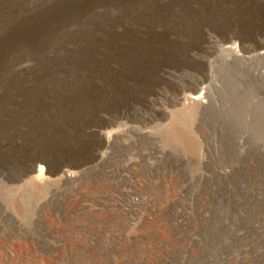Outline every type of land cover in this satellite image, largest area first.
<instances>
[{
	"label": "rangeland",
	"instance_id": "1",
	"mask_svg": "<svg viewBox=\"0 0 264 264\" xmlns=\"http://www.w3.org/2000/svg\"><path fill=\"white\" fill-rule=\"evenodd\" d=\"M0 38V264H264V0H0Z\"/></svg>",
	"mask_w": 264,
	"mask_h": 264
},
{
	"label": "bare ground",
	"instance_id": "2",
	"mask_svg": "<svg viewBox=\"0 0 264 264\" xmlns=\"http://www.w3.org/2000/svg\"><path fill=\"white\" fill-rule=\"evenodd\" d=\"M67 7H65L64 8V13H65V11H66V13L68 12V11H70V8L72 9L73 7H75V4H67L66 5ZM36 25H38V22H39V19H36ZM25 25V23L24 24H22V25H20L17 29L15 28L14 30H12V32L10 33V35H14V36H16V37H19V38H27V36L28 35H30L31 34V31H27V27H25L24 26ZM33 35H34V33H33ZM35 37H37V36H34V38ZM11 43H17V42H15V41H11V40H7V39H3V38H0V69H1V66L3 65V61H4V54L6 53V51L11 47V46H13L14 47V45H12ZM235 49H236V46H235ZM206 99H207V92L204 90V88L202 87L201 88V91L200 90H198V91H196L195 93H190V94H187V95H184V102L186 103L185 105L187 106V107H195L196 105H202V104H205L206 103ZM141 135H143V136H145V137H149L150 136V134L148 133V132H145V131H142L141 132ZM178 135H180V136H182V133H179ZM102 138L108 143V144H110L112 141H113V138L115 139V133L113 132V131H103L102 132ZM41 159H34L33 161H32V163L30 164V166H29V171L30 172H35V174H34V177L35 178H38V179H40V178H42V176L44 175V173H45V166L41 163ZM79 174V171L78 170H72V169H64V170H62L61 171V177L62 178H65V179H74V178H76L77 177V175ZM108 187V186H107ZM91 188V187H90ZM89 188V189H90ZM110 191V190H109ZM113 191H115L116 192V187L115 186H113ZM105 192H103V193H101V194H98L97 196H98V199H97V201H98V203H103V204H105L106 202L107 203H109L107 200H106V193L104 194ZM119 193L117 192V193H115V195H118ZM118 197H119V195H118ZM110 203H112V202H110ZM115 204V203H114ZM117 204V203H116ZM99 205V204H98ZM102 206V205H101ZM105 206H108V208H107V210H105V211H107V213H105L106 214V216H108V217H111L112 218V214H113V212H112V210H113V208L115 209L116 208V206L115 205H113V206H115V207H110L111 205L110 204H108V205H106L105 204ZM100 208H105V207H100ZM99 208V209H100ZM116 209H118V208H116ZM119 211H120V209H118ZM104 211V210H103ZM117 211V210H116ZM121 213V212H120ZM117 214V213H116ZM122 214H123V212H122ZM117 217V216H116ZM115 216H114V218H116ZM119 217V216H118ZM121 218V216L119 217V219ZM116 220V219H115ZM118 220V219H117ZM104 221V220H103ZM107 221V220H106ZM120 221H121V219H120ZM125 221V220H124ZM129 221V220H128ZM127 221V222H128ZM121 222H123V221H121ZM113 223V222H112ZM115 224V223H114ZM123 225H124V223H123ZM122 226V225H121ZM119 229V228H118ZM121 231V230H120ZM122 232H123V230H122ZM120 235L122 234V233H119ZM127 236V235H126ZM129 236V235H128ZM139 236V235H138ZM132 237V236H131ZM118 240V239H117ZM126 240H128V238L126 239ZM119 241V240H118ZM129 241H131V240H128V243H130ZM159 241V240H158ZM121 242V241H120ZM118 243V242H117ZM117 243H116V248H119L118 246H117ZM119 244V243H118ZM121 244V243H120ZM125 244V243H124ZM127 245V244H126ZM126 245H125V247H126ZM132 245V244H131ZM120 246V245H119ZM150 246V245H149ZM166 247V246H165ZM129 248V247H128ZM123 249V248H122ZM120 250V249H119ZM125 250H126V248H125ZM128 250V249H127ZM126 250V251H127ZM124 251V250H123ZM132 251V250H131ZM131 251H128V252H130L131 253ZM133 253V252H132ZM131 253V254H132ZM128 256V255H127ZM124 259V258H123Z\"/></svg>",
	"mask_w": 264,
	"mask_h": 264
}]
</instances>
